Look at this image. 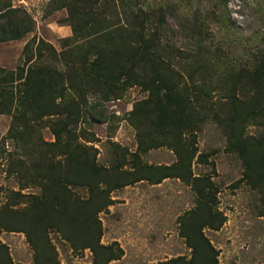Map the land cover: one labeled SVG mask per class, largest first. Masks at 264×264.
Masks as SVG:
<instances>
[{
	"label": "trees",
	"instance_id": "16d2710c",
	"mask_svg": "<svg viewBox=\"0 0 264 264\" xmlns=\"http://www.w3.org/2000/svg\"><path fill=\"white\" fill-rule=\"evenodd\" d=\"M150 1L48 0L49 12L66 10L71 35L59 40V49L33 37L25 42L14 69L0 66V113L12 119L6 135L11 147L5 151L18 186L0 207V231L26 234L34 251L31 264H61L49 237L52 231L75 249L88 248L90 264L117 259V243H101L98 217L112 203L110 193L141 180L159 183L167 177L191 183L197 193L196 208L179 221L191 257L150 264H216L217 250L203 233L204 226H215L216 220L222 223L220 213L212 210L216 189L209 177L192 171L195 157L207 160L202 159L207 154L197 153L192 139L206 122L222 130L225 150L239 157L243 176L264 195V130L258 136L245 132L249 122L264 126V51L212 87L204 66L210 45L195 19L188 28L194 41L186 43L188 56L195 59L186 65L187 81L175 68L174 50L183 48L167 40L172 32L165 18L169 9L154 7ZM33 24L25 10L0 0V42L21 39ZM198 70L200 81L194 84L191 73ZM130 86L146 92L139 105L142 115L162 136H152L145 127L138 146L143 151L169 146L177 156L173 164L152 166L136 157L129 161L130 169L105 167L98 162L93 131L77 128L83 115L90 124L99 120L92 110ZM215 91H225L228 100L213 102ZM42 127H48L53 140L43 139ZM0 264L23 263L13 262L8 247L0 242Z\"/></svg>",
	"mask_w": 264,
	"mask_h": 264
},
{
	"label": "rangeland",
	"instance_id": "374dc122",
	"mask_svg": "<svg viewBox=\"0 0 264 264\" xmlns=\"http://www.w3.org/2000/svg\"><path fill=\"white\" fill-rule=\"evenodd\" d=\"M8 1L12 7L25 10L33 19L34 27L21 39L0 42V66L14 69L21 62L25 42L33 37L42 38L59 49V40L71 35L65 9L49 12L48 0ZM150 2L154 7L164 5L169 9L165 18L173 33H168L167 40L176 48H183L182 51L174 50L175 61L178 62L175 68L184 74L187 81H190V69L186 65L189 60L195 62V59L188 56L190 46L186 43L194 41L193 37H188L191 32L188 28L195 19L199 23L197 29L203 31L202 39L208 37L206 42L207 46L210 45V52L206 54L207 64L204 63V66L207 71L204 72L211 78L209 84L212 87L217 86L222 77L246 67L253 61L254 55L264 51V0ZM196 72L191 73L194 84L200 81L201 71ZM224 93L213 92V102L228 100L224 99ZM118 96L102 100L92 110L99 120L90 124L85 115L78 120L77 128L84 127L94 133L92 144L97 150L98 162L105 167L114 165L127 169L132 167L129 161L136 157L152 166L176 162L175 152L167 145L147 151L138 146L139 133L145 127L152 136L162 138L158 130L148 126V120L142 115L143 107L139 105L146 92L139 86H130L120 91ZM94 100L89 101L92 104ZM11 120L9 114L0 113V207L6 202L9 191L18 189L15 174L10 172V158L5 151L11 147L6 137ZM263 130L262 124L249 122L245 132L258 136ZM40 133L44 140L54 139L48 127H42ZM193 133L197 153L207 154L206 158H202L207 160L194 158L193 174L211 179L216 189L212 210L219 212L222 218L221 225L216 220L215 226L206 225L203 228L205 237L217 250L216 264H264V195L243 176L239 157L225 150L226 139L214 122H206L201 130ZM77 190L80 192V188ZM110 194L112 203L98 214L102 227L101 243L116 242L120 255L107 264H150L176 257L190 259L192 249L182 234L179 221L180 216L193 211L198 204L197 193L191 183L178 177L163 178L159 183L141 180ZM49 237L61 264L92 262V253L88 248L75 249L56 231L50 232ZM0 242L8 247L13 262H34V251L25 233L2 230Z\"/></svg>",
	"mask_w": 264,
	"mask_h": 264
}]
</instances>
